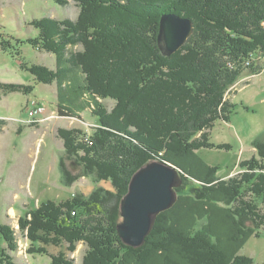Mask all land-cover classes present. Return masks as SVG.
Here are the masks:
<instances>
[{"label": "trees", "instance_id": "obj_1", "mask_svg": "<svg viewBox=\"0 0 264 264\" xmlns=\"http://www.w3.org/2000/svg\"><path fill=\"white\" fill-rule=\"evenodd\" d=\"M75 1L80 11L74 20L32 22L40 32L27 42L55 54L57 69L23 66L40 82H57L61 115L89 110L98 119L92 133L59 131L63 183L73 186L86 176L113 189L98 186L89 195L49 200L20 217V231L31 242L28 252L47 253L42 244L62 243L73 252L85 242L82 264H258L239 251L264 228V140H253L256 155L228 178L198 151L230 147L212 142L211 129L219 119L230 121L234 104L228 96L243 70H259L244 63L264 52V0ZM165 13L194 24L191 37L172 55L159 41ZM11 45L0 41L3 51ZM0 88L32 90L2 82ZM107 99L115 101L111 109ZM153 161L181 168L183 183L144 244L133 247L118 233L121 201L133 175ZM17 249L16 230L0 224V264H17L10 253ZM50 258V264H75L64 253Z\"/></svg>", "mask_w": 264, "mask_h": 264}, {"label": "rangeland", "instance_id": "obj_2", "mask_svg": "<svg viewBox=\"0 0 264 264\" xmlns=\"http://www.w3.org/2000/svg\"><path fill=\"white\" fill-rule=\"evenodd\" d=\"M62 5L56 0H0V41L10 40L12 48H0V82L32 86L31 91L0 88V224L12 226L17 233L18 249L10 251L17 264H50V255L64 253L77 264H82L88 248L79 242L72 252L68 244H42L47 253H29L31 242L20 231L19 219L31 209L49 200L65 201L76 192L89 195L96 187L113 189L111 183H95L83 176L73 186L62 181L60 159L64 153L61 129H80L92 133L98 125L89 110L81 116L61 115L58 110L57 82L45 84L24 68L37 64L57 69L55 54L33 47L27 42L39 36L32 22L43 18L76 19L80 8L75 0ZM259 69L244 76L233 86L228 100L234 104L230 121L219 119L211 129L210 140L227 143L225 148H201L198 153L211 165L219 167V175L228 178L239 171V163L256 155L253 140H264V52L246 59ZM244 63V66H246ZM260 67V68H259ZM76 102H74V105ZM111 109L115 101L107 99ZM36 107L41 108L38 112ZM68 167L79 172L78 166L66 160ZM74 214V213H73ZM258 264H264V228L252 236L239 251Z\"/></svg>", "mask_w": 264, "mask_h": 264}, {"label": "water", "instance_id": "obj_3", "mask_svg": "<svg viewBox=\"0 0 264 264\" xmlns=\"http://www.w3.org/2000/svg\"><path fill=\"white\" fill-rule=\"evenodd\" d=\"M159 25V41L167 55L178 51L194 32L193 21L176 13L163 14ZM182 174L176 165L157 161L137 170L121 201L122 220L117 229L124 243L133 247L144 244L160 212L176 202Z\"/></svg>", "mask_w": 264, "mask_h": 264}, {"label": "built area", "instance_id": "obj_4", "mask_svg": "<svg viewBox=\"0 0 264 264\" xmlns=\"http://www.w3.org/2000/svg\"><path fill=\"white\" fill-rule=\"evenodd\" d=\"M250 61H251V60H249V61H247V62L245 63L246 67H247V65L250 64ZM40 109H41V108L36 107V110H35V111H31V114H34V112H38ZM73 213H74V212H73ZM75 264H77V263L75 262Z\"/></svg>", "mask_w": 264, "mask_h": 264}, {"label": "crops", "instance_id": "obj_5", "mask_svg": "<svg viewBox=\"0 0 264 264\" xmlns=\"http://www.w3.org/2000/svg\"><path fill=\"white\" fill-rule=\"evenodd\" d=\"M83 113V112H82ZM96 118V117H95ZM97 119V118H96Z\"/></svg>", "mask_w": 264, "mask_h": 264}]
</instances>
